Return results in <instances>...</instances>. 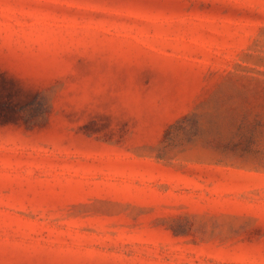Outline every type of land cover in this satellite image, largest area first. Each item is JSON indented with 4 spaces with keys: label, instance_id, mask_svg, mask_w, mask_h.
I'll return each instance as SVG.
<instances>
[{
    "label": "rangeland",
    "instance_id": "obj_1",
    "mask_svg": "<svg viewBox=\"0 0 264 264\" xmlns=\"http://www.w3.org/2000/svg\"><path fill=\"white\" fill-rule=\"evenodd\" d=\"M0 264H264V0H0Z\"/></svg>",
    "mask_w": 264,
    "mask_h": 264
}]
</instances>
